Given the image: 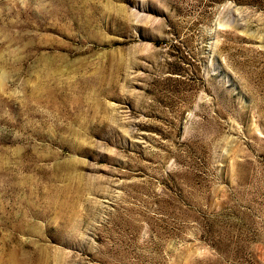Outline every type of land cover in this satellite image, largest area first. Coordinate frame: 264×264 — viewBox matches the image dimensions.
I'll return each mask as SVG.
<instances>
[{
	"label": "rangeland",
	"instance_id": "obj_1",
	"mask_svg": "<svg viewBox=\"0 0 264 264\" xmlns=\"http://www.w3.org/2000/svg\"><path fill=\"white\" fill-rule=\"evenodd\" d=\"M0 264H264V0H0Z\"/></svg>",
	"mask_w": 264,
	"mask_h": 264
},
{
	"label": "bare ground",
	"instance_id": "obj_2",
	"mask_svg": "<svg viewBox=\"0 0 264 264\" xmlns=\"http://www.w3.org/2000/svg\"><path fill=\"white\" fill-rule=\"evenodd\" d=\"M10 256V255H9Z\"/></svg>",
	"mask_w": 264,
	"mask_h": 264
}]
</instances>
